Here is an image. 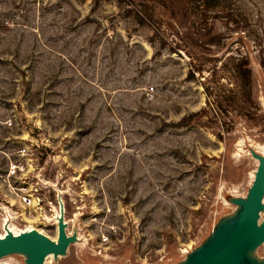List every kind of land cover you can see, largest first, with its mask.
<instances>
[{"label":"rangeland","instance_id":"374dc122","mask_svg":"<svg viewBox=\"0 0 264 264\" xmlns=\"http://www.w3.org/2000/svg\"><path fill=\"white\" fill-rule=\"evenodd\" d=\"M143 9L0 0V208L55 238L1 176L26 145L33 185L82 235L51 264H181L230 220L264 148V0ZM241 60L250 83L234 74ZM252 255L264 264V241Z\"/></svg>","mask_w":264,"mask_h":264},{"label":"water","instance_id":"95a60500","mask_svg":"<svg viewBox=\"0 0 264 264\" xmlns=\"http://www.w3.org/2000/svg\"><path fill=\"white\" fill-rule=\"evenodd\" d=\"M251 155L253 158H259V163L248 197L242 202L237 198L231 199L235 204L243 203L238 216L236 218L231 216L227 222L220 223L212 231L206 243L186 255L190 257V261L187 263L182 261L181 264H255L253 255L249 256L247 252L264 237V224L260 227L255 225L264 192V158L257 152H251ZM58 202L61 214L57 223L58 245L54 244L47 235L36 230H25L18 234L7 232L0 237V257L16 252L25 256V263L29 256L28 264H43L48 253L63 252L72 240L65 235L64 207L60 197ZM221 226H225L226 229H219ZM218 229L219 232H216L215 237L212 238L213 232ZM263 241L264 238L254 246V250Z\"/></svg>","mask_w":264,"mask_h":264},{"label":"built area","instance_id":"2783aa9c","mask_svg":"<svg viewBox=\"0 0 264 264\" xmlns=\"http://www.w3.org/2000/svg\"><path fill=\"white\" fill-rule=\"evenodd\" d=\"M14 154L16 156L15 159L9 158L5 172L1 174L7 182L9 192L17 197L23 211L27 209V216L34 218L35 214H38V222L34 221L33 223H50L54 221V208L57 207L59 209L58 198H55L54 201L44 202L45 199L43 198V193H41L42 188L38 181H35L38 186L33 185L31 177L36 166L31 163L34 159L32 151L29 150L28 146L23 145L16 149ZM0 209L5 220L14 219L16 221L17 218L22 217V212L17 213L14 211L12 204L2 205Z\"/></svg>","mask_w":264,"mask_h":264},{"label":"bare ground","instance_id":"6f19581e","mask_svg":"<svg viewBox=\"0 0 264 264\" xmlns=\"http://www.w3.org/2000/svg\"><path fill=\"white\" fill-rule=\"evenodd\" d=\"M242 149H243V148H242ZM259 151H260V150H259ZM256 152H257V151H256ZM248 153H249V152H248ZM257 153L260 155V157H263V158H264V148L261 149V152H257ZM254 159H255V161L257 162V163H256V167H257V164L259 163V158H254ZM255 170H256V168H255ZM255 170H254V172L252 173V179H251V182H250V184H249V186H248V189L246 190L245 194H244V195H241V196H235V198L239 199V201L241 200V202H242V200L245 201V200L247 199V197H248V194H249V192H250V188H251L252 183H253V180H254ZM241 202H239V203L233 205V213L231 214V216H232L233 218H236V217L238 216L240 210L242 209V207H243V203H241ZM229 204L231 205V203H229ZM262 210H264V192H263V196H262L261 206H260L259 209H258V213H257L256 221H255V225H256L257 227H260L262 224H264V217L260 220V218H261V211H262ZM7 211H8V210H7ZM60 216H61V214H60L59 209H58L57 207L54 208V219H53L54 221H52L51 223H53V224L56 226V229H57V223H58V220H59ZM47 218H48V217H47ZM49 220H50V219L48 218V221H49ZM49 222H50V221H49ZM63 222H64V224L66 225V227H65V235L67 236L68 239L72 240L71 242H69V245H70V244H73V243H76V242H78V241H80V240H81V237H82L81 233H79V231H78L76 228H74V227L72 228L71 231H69L70 229L68 230V222L66 221L64 215H63ZM69 228H70V227H69ZM219 229H221V230H225L226 228H225V226H221ZM219 229H218L217 231L213 232V234H212V238L215 237L216 232H219ZM25 230H36V231H38V230H37L34 226H32V225H29L28 227H26V228H24V229H20V228H18V227L13 223V219L7 221V220H5V218H3L2 221H1V232H0V237H3L7 232H11V233H13V234H18V233L24 232ZM38 232H40V231H38ZM40 233H42V232H40ZM43 234H44V233H43ZM45 235H46V234H45ZM48 238H50V237L48 236ZM263 238H264V237H263ZM263 238L259 239V242H261V241L263 240ZM50 240H52V242H53L54 244H56V245L59 244V238H58L57 231H56V236H55V238H50ZM259 242H258V243H259ZM258 243H256V244H258ZM256 244H255V245H256ZM69 245H68V246H69ZM255 245H254V246H255ZM68 246L63 250V252H60V253H58V254H56V253H54V252H50V253H48V254L45 256V258H44L43 264H51V263L53 262V260H56V258L63 256L64 252L67 251ZM254 246H253L252 248H249V249H248L249 251L247 252V255L252 256V254H253V250H254ZM13 254H19V253L13 252V253H10V254L5 255V256H9V255H13ZM5 256L0 257V262H5L4 264H10V261H4V260H8V259H5V258H4ZM28 257H29V256H27L26 264H28V262H29V261H28V260H29ZM10 258H11V257H10ZM51 261H52V262H51ZM183 261H184V263L189 262V261H190V257H186V256H185V258H184Z\"/></svg>","mask_w":264,"mask_h":264},{"label":"trees","instance_id":"16d2710c","mask_svg":"<svg viewBox=\"0 0 264 264\" xmlns=\"http://www.w3.org/2000/svg\"><path fill=\"white\" fill-rule=\"evenodd\" d=\"M134 1L139 7L142 8V11H144L146 15L147 14L146 9L144 10L143 8L147 6V3H149L150 0H134ZM138 11H139V13L137 14L138 17H144L143 12H141V10ZM234 74L239 80L247 81V83L248 82L250 83L251 71L250 68L248 67V62H246L245 60H241L240 62H238L237 65H235Z\"/></svg>","mask_w":264,"mask_h":264}]
</instances>
